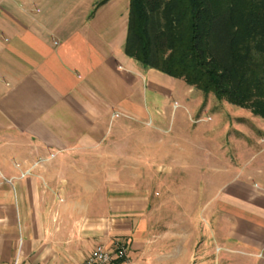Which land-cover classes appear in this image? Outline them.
I'll list each match as a JSON object with an SVG mask.
<instances>
[{"label": "crops", "instance_id": "crops-1", "mask_svg": "<svg viewBox=\"0 0 264 264\" xmlns=\"http://www.w3.org/2000/svg\"><path fill=\"white\" fill-rule=\"evenodd\" d=\"M130 6L0 0V264H264V120L160 138L149 120L202 99L126 55Z\"/></svg>", "mask_w": 264, "mask_h": 264}, {"label": "trees", "instance_id": "trees-1", "mask_svg": "<svg viewBox=\"0 0 264 264\" xmlns=\"http://www.w3.org/2000/svg\"><path fill=\"white\" fill-rule=\"evenodd\" d=\"M130 2L129 58L264 120V0Z\"/></svg>", "mask_w": 264, "mask_h": 264}, {"label": "rangeland", "instance_id": "rangeland-1", "mask_svg": "<svg viewBox=\"0 0 264 264\" xmlns=\"http://www.w3.org/2000/svg\"><path fill=\"white\" fill-rule=\"evenodd\" d=\"M182 84L184 86L186 85V83L184 82ZM186 93H188L187 89L186 91L182 92V95ZM190 93L191 98L193 96L194 99L195 97L202 99L201 107L203 109L201 116L202 118H209V121L196 123V121L198 120V116H193L196 121L192 124L190 123V115L188 114V112L183 107L175 108L176 104H173L171 110L169 108L166 110L167 118H165L164 122H160L161 124H159L158 120L154 117L151 119V121L149 120V122H152V124L154 125L151 127L152 129L156 128V126H159L163 131L166 132V134L160 133L159 137L164 140H171L174 138H178L179 136L183 137L185 133V135L187 137H190L193 142L201 141L200 137H202V142L206 141L209 146L218 145L219 143L226 144L227 142H229V140H232L231 138L236 134L232 132L229 125L236 122L234 120V115L242 113L243 110L231 106L225 102H219L213 95L207 97L196 89H194ZM173 109L175 110V113L178 111L176 114V118L175 116H172V113L170 112ZM184 176L185 175L183 174H177V187L178 184L182 183V178ZM172 178L174 177H171V179ZM147 179L151 181L152 177H147ZM155 179H159V183L161 184H166V180H168V177H156ZM154 184L155 185L152 186V190L158 189L159 186L157 185V182H155Z\"/></svg>", "mask_w": 264, "mask_h": 264}, {"label": "built area", "instance_id": "built-area-1", "mask_svg": "<svg viewBox=\"0 0 264 264\" xmlns=\"http://www.w3.org/2000/svg\"><path fill=\"white\" fill-rule=\"evenodd\" d=\"M208 118H201L196 121V123H203L207 122ZM31 170L27 171L26 173L22 174L21 177L24 178L28 175H30ZM127 255V247L125 245H118L117 251L113 255L112 252H110L109 249L106 248V246L101 245L97 247L86 259L84 264H113L115 260H123L126 258ZM15 264H22L17 259V262Z\"/></svg>", "mask_w": 264, "mask_h": 264}]
</instances>
